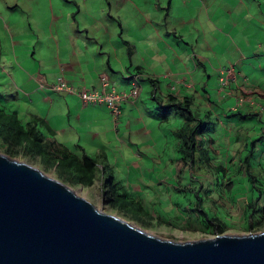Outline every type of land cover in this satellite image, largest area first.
<instances>
[{
    "label": "crops",
    "instance_id": "0c3cea01",
    "mask_svg": "<svg viewBox=\"0 0 264 264\" xmlns=\"http://www.w3.org/2000/svg\"><path fill=\"white\" fill-rule=\"evenodd\" d=\"M22 1L17 0L16 4ZM31 1L35 4L30 5ZM78 1L87 0H24L19 8L10 7L17 10L13 15L4 16L0 12L2 41L7 43L10 35L13 43H19V52L15 46L11 52L6 50L8 60L4 52L0 54V97H8L6 103L2 99L0 105L4 108L10 105L14 93L17 97L13 101L15 107L20 108L22 104L24 107L8 110L16 112L25 121L33 116L43 118L54 130L53 136L62 137L64 142L73 140L81 153L98 154L100 160L110 166L109 158L124 159L118 147L126 149L134 158L125 161L124 180H118L122 184L124 182V187L133 197H138L149 208L153 220L175 227L199 228L201 217L193 213L188 212L184 219L179 218L177 211V219H174L156 211L159 202L163 212L171 213L165 204L172 201V197L177 199L188 195L193 187L175 183L172 179L177 177L179 180L177 175L161 174L159 171L156 176L153 172L147 174L146 179L134 174L149 169L148 162L159 159L156 156L161 155L149 158L142 150L138 157L133 147L138 144L147 149L155 145L147 143L148 139H154L148 137L151 134L149 111L156 113L155 109L172 100L181 103L189 100L190 109L197 119L215 121L214 131L200 138L205 143L209 140L208 144L220 147L224 142H227L224 145L232 141L235 145L243 140L248 144L251 142L254 153L249 160L255 161L254 168L245 175H261L259 164L264 165V0H207L208 3L197 0L199 12L196 14L188 10V0H177L179 8H182V12L178 13L183 18H190L192 28L184 31L176 27L154 26L155 21L163 20L161 15V20L143 19L153 23L146 27L140 25L132 29L126 22L130 34L125 33V38L121 39L118 30L110 35L106 26H98L101 19L99 10L103 7L100 2L92 1L97 9L89 14L79 9ZM128 2L130 8H137L132 0ZM69 3L79 9L77 16L68 8ZM219 10L222 11L214 22L213 15ZM219 22L221 27L217 26ZM205 23L210 25V31ZM219 27L226 35L223 42H218L217 36H214ZM180 30L186 41L178 38ZM225 42L228 43L223 47ZM29 45L33 46L31 55L26 50ZM1 62L11 63L8 74ZM226 65H233L235 74L220 89V70ZM137 74L142 90L144 81L149 83L147 93L150 95L146 102L141 94L122 101L118 116L113 114L106 102L85 103L80 95L85 90L108 92L113 90L112 87L117 95L129 92L133 76ZM102 76H106L108 85L102 84ZM58 77H63L73 92L53 89ZM250 119H256L257 123L252 121V127H245ZM116 121H120L117 131L112 129ZM195 122L188 124L187 129L190 130ZM182 125L183 119L174 132L177 138L175 155L180 154L178 129ZM253 129L258 130L257 133ZM111 131L126 139L114 133L109 137ZM156 137L161 140L160 136ZM255 139L256 142H253ZM64 142L61 143L67 146L68 143ZM260 143L262 147H259ZM110 144L114 145V148H108L112 149L111 154L105 149ZM89 146L92 151H89ZM98 176V179L102 178L101 171ZM257 181L256 189L260 187L264 191V184H261L264 179ZM253 199H246L244 204ZM174 206L175 211L179 209V204L174 203Z\"/></svg>",
    "mask_w": 264,
    "mask_h": 264
},
{
    "label": "water",
    "instance_id": "95a60500",
    "mask_svg": "<svg viewBox=\"0 0 264 264\" xmlns=\"http://www.w3.org/2000/svg\"><path fill=\"white\" fill-rule=\"evenodd\" d=\"M0 264H264V230L161 238L0 153Z\"/></svg>",
    "mask_w": 264,
    "mask_h": 264
},
{
    "label": "rangeland",
    "instance_id": "374dc122",
    "mask_svg": "<svg viewBox=\"0 0 264 264\" xmlns=\"http://www.w3.org/2000/svg\"><path fill=\"white\" fill-rule=\"evenodd\" d=\"M17 0H0V12L4 15H13L17 10H14L16 8H19V4L23 5L24 0L22 2H18V5L16 4ZM30 1V0H25ZM100 2L103 7H101L100 11V23L98 24L99 27L106 26L109 30V34H113V32L118 30V37L121 39V37L125 38V33H129V29L127 28V23L132 27V29L139 28L140 25L150 26L153 25V23H147L146 21H143V19L148 18L150 20H155V18H159L161 20V15L163 17L162 21H155L154 26H167V27H176L179 29H182L184 31L192 28L193 23L191 22L190 18H183L178 12H182V8H179L177 0H132L137 8L131 7L128 0H87V1H78L79 9L84 12H90L97 9L96 5H92L93 2ZM169 2H171V5L169 7ZM206 3L207 0H205ZM32 4H35L33 1L30 2ZM38 4V3H36ZM14 5V6H13ZM13 6L12 8H10ZM68 8L72 9L75 13L74 16H77L79 14V9L76 8L73 4H68ZM14 10V11H12ZM188 10L191 11V14L198 13V2L197 0H188ZM222 11V10H221ZM220 10L216 12L215 15H213V21L215 22L218 19ZM19 13V12H18ZM99 15V14H98ZM97 15V16H98ZM226 17V16H225ZM130 19L132 21H130ZM127 22V23H126ZM181 24V25H177ZM207 30L208 26L210 28V25H206ZM217 26H222V23L219 22ZM143 27V26H142ZM220 27L218 30L215 31L214 36H217L218 42H223L226 35L225 32H222L220 30ZM57 29L55 28L54 31ZM135 31H133L134 34ZM182 31L180 30L178 33V38L185 40V36L182 35ZM9 41L5 43V40L2 41L0 36V54L2 52L5 53L6 58L9 57L8 52L12 51V47L15 46L16 51L17 46L19 43H13L11 41V36L8 37ZM228 42H225L222 44L223 47H226V44ZM33 45V43H32ZM29 45L27 46L26 50L29 51L30 55L33 52V46ZM38 56V51H36ZM8 60V58H7ZM10 62H1V65L4 68V72L8 74V68L10 66ZM231 65H226L220 70V75L223 74L227 76L228 70L231 68ZM231 74L234 76V68L231 69ZM219 75V76H220ZM148 82L143 83V90L140 89L141 98L144 99L146 102L147 96L150 95V93H147L148 89ZM150 88V87H149ZM142 92V93H141ZM139 94V95H140ZM17 97L14 93L11 95V103L6 108L7 109H23L24 104L20 108H16L13 101ZM4 100V104L6 103V100L8 97H0V101ZM151 102V101H150ZM229 110V109H227ZM153 111H149L148 119L150 121L149 128L151 127V134L148 137H153V140H149L148 142H152V144L155 143L153 147H148L145 149V147L140 145H134V153L135 155L139 157V153L144 150V154L147 157H152L155 155H161L156 156L159 157V159L152 160L148 162L149 169L143 170L142 172H138L134 174L142 175L146 179L147 174H150L153 172V176H156L157 172L161 174L168 173L169 175H177L179 177V180L177 177L173 178L175 183H182V184H189L190 187H193L191 191H188V195L179 197L177 199H173L172 201L165 204V206L170 209L171 213L166 214L163 212L162 207L160 206V203H157L156 211L160 212V214H165L166 218H174L177 219V211L179 213V218L186 219L185 216L188 212L193 213L194 215L200 216L202 219L205 218V214H207L208 217H215L216 220L218 219L223 224L227 226V230L224 233L229 234H244L249 233L251 231H247L246 229L249 227L250 222L248 221L250 218H246L245 216V209L246 205L244 204L246 199H252L257 196L256 191H254V194L252 190H255L258 185V181L254 182L252 184L251 178L246 177L245 173L248 171H252L254 168L253 162L250 161L251 170L249 169V166H246L247 161H242V159L246 154L248 153L249 144L247 141L243 140L242 142L237 143L235 145V142H229L227 145H224L227 142H224L223 140V146H212L209 143V140L203 145L204 150H209L210 154L206 156V160H204L203 163L194 162L191 163L188 161L187 163H184L180 160L179 155H175V148L174 146L177 144V138L174 135L175 130L178 128V125L182 122V116L176 112V110H172L168 113L167 118L162 116L161 111H158L157 109ZM164 114V113H163ZM124 116V114L122 115ZM153 116V117H151ZM236 117V116H235ZM248 122L245 123V127H252L253 124L257 123L256 119H250L247 120ZM252 121H255L254 123ZM152 122V123H151ZM120 121L114 122V126L112 129L115 131L116 128L120 125ZM262 126V124L260 125ZM257 129L259 130V127ZM177 127V128H176ZM173 128V129H172ZM255 133L257 131L253 129ZM250 131V130H249ZM114 133L115 135H118V133L111 131L108 133L109 137L110 134ZM245 134V133H242ZM119 137L126 139V137L122 135H118ZM160 136L161 140L158 141V137ZM56 139H58L60 142H64L62 137L54 136ZM145 138V135L143 136V139ZM141 139V138H140ZM247 142V143H245ZM67 146L77 154L81 153V150L78 146L73 144V140L69 139L67 142ZM216 143H218L216 141ZM245 143V144H244ZM111 146L106 147L109 154H111L112 149L108 148H114L113 144H110ZM99 146V145H98ZM259 147H262V144H259ZM89 151H92V147L89 146ZM119 152H121L124 155V159L122 158H109L110 164L113 166V171L115 173L116 179H123L124 180V171L123 167L126 160L134 158L130 153L126 151V149L122 147H118L117 149ZM140 150V151H139ZM237 150H240L237 152ZM219 151V154L217 153ZM259 152V151H258ZM94 154V153H92ZM257 155V152H255ZM95 155V154H94ZM242 155V156H241ZM110 156V155H109ZM178 156V157H177ZM251 158V155H250ZM15 159H18L15 157ZM211 161H210V160ZM234 159V160H233ZM21 161H24L26 163L32 164L42 170L47 175H50L51 177L57 178V175L52 169L45 170L43 167L38 163L36 159H30L28 157H21ZM146 161V159L144 158ZM245 160V159H244ZM210 161V162H209ZM263 162V161H262ZM222 164V165H220ZM224 166V167H223ZM259 170L261 171V175H258L259 178L264 179V165L260 166L259 164ZM250 178V179H249ZM153 177H151V180ZM61 181L65 182L71 189H73L78 195L85 197L90 202H92L98 209L104 212L116 214L126 220H128L130 223L137 225L141 228H144L146 231L153 233L161 238H170L175 241H184V240H195L199 238H203L206 236H213L214 233H210L213 229L211 226L207 229V231H203L200 228H197V226L192 227H175L171 226L167 223H157V220H152L153 225L149 226H143L139 222L130 219L128 217H124L121 213L117 212L116 210L111 209L110 207L106 206L102 200H101V189L100 184L96 183L91 187H85L82 185H76V184H70L67 181L60 178ZM149 180V179H148ZM191 180V183H189ZM232 182L231 185L228 186V182ZM172 182V181H170ZM220 182V183H219ZM102 184V181H101ZM124 184V182H123ZM264 184V183H263ZM261 186V184H259ZM198 198H201L203 202H199ZM174 203L179 204L178 210L175 211L176 206H174ZM260 205L264 204V195L261 197V202L259 201ZM199 207H202L204 209V212H202ZM244 207V208H243ZM197 208V209H196ZM192 209V210H191ZM262 213L260 211H257L254 214V222L257 224L256 227H259L261 229H264V219L261 218ZM251 220V219H250ZM170 222V220H168ZM185 223V222H183ZM258 232V231H257Z\"/></svg>",
    "mask_w": 264,
    "mask_h": 264
},
{
    "label": "trees",
    "instance_id": "16d2710c",
    "mask_svg": "<svg viewBox=\"0 0 264 264\" xmlns=\"http://www.w3.org/2000/svg\"><path fill=\"white\" fill-rule=\"evenodd\" d=\"M189 102V100H184L183 103L172 100L167 105L159 106L158 111L163 112L162 116L165 118H167L168 113L172 110H176V112L183 116V125L178 129V135L181 138L179 145L180 160L184 163L188 161L191 163L196 161L203 163L207 159L206 156L210 154V151L203 149L205 140L200 137L209 135L214 131L215 121L197 119L190 109ZM193 122L195 123L191 126L190 130L187 129L188 124ZM53 134L54 130L43 118L33 116L25 121L18 117L16 112L10 111L0 105L1 153H5L12 158L16 157L20 159L21 157H28L36 159L43 169H52L58 179L62 178L70 184H78L85 187L93 186L95 180L99 178V171H101L102 178L98 180L100 182L102 202L111 209L121 213L124 217L133 219L143 226L153 225L154 221H152L153 217L149 208L145 207L138 197H133L122 182L115 178L112 166L101 161L98 154L92 155L85 151L77 154L71 151L66 145L59 142ZM252 141L256 142V139ZM253 151L254 146L249 142L248 153L242 159V161H247L246 166H251L249 159L250 155H253ZM250 178L253 183L259 180V177L254 175L250 176ZM228 183V186L232 184L231 181ZM253 191H256L257 196L246 204L244 212L246 218L251 219L248 220L250 225L246 230L257 232L264 230L259 227L255 228L257 223L253 220L254 214L257 211L262 213L261 218L264 219V205L259 204L264 191L260 187ZM198 199L199 202L197 203L201 204L203 200L201 198ZM198 209L204 212L202 207ZM205 215L204 219L200 218L198 227L201 230L206 232L211 226L213 227L210 232L212 234L224 233L227 230V226L221 221L216 220L215 217Z\"/></svg>",
    "mask_w": 264,
    "mask_h": 264
},
{
    "label": "built area",
    "instance_id": "2783aa9c",
    "mask_svg": "<svg viewBox=\"0 0 264 264\" xmlns=\"http://www.w3.org/2000/svg\"><path fill=\"white\" fill-rule=\"evenodd\" d=\"M231 75V68L227 72V76L223 75L220 78V82L222 85L227 83L228 78ZM54 88L58 90H64V91H70L72 92V88L65 82L63 78H59L56 84L54 85ZM138 84L134 82L132 90L129 93H122L120 95L115 94L114 89L109 91V93L106 94H101V93H96V92H88V91H83L80 93L82 99L85 102H96V103H102L106 102L109 107L112 109L113 114L117 116L120 112L119 110V103L123 100H126L130 97H135L138 94Z\"/></svg>",
    "mask_w": 264,
    "mask_h": 264
},
{
    "label": "clouds",
    "instance_id": "9594fccd",
    "mask_svg": "<svg viewBox=\"0 0 264 264\" xmlns=\"http://www.w3.org/2000/svg\"><path fill=\"white\" fill-rule=\"evenodd\" d=\"M231 67V69H233L234 68V66L233 65H231L230 66ZM221 76H223V74H221L220 75V77H219V88L220 89H222L226 84H228L229 83V80L230 79H232L233 78V76H232V74L230 75V77L228 78V81H227V83H225L224 85H222L221 84V82H220V78H221ZM134 77V80L132 81V83H131V89H130V91L132 90V87H133V84H134V82H136L137 84H138V88H139V90H138V94L134 97H130V98H128V99H131V98H137L138 96H139V94H140V89H141V87H140V85H139V83H140V81H139V75L137 74V75H135V76H133ZM59 78H63V77H58L57 78V81H58V79ZM64 79V78H63ZM65 80V79H64ZM56 81V82H57ZM56 82L53 84V89H55V90H58V89H56V88H54V85L56 84ZM65 82L67 83V84H69L66 80H65ZM102 84L104 85V86H106V85H108V80H107V78H106V76H102ZM112 89H114V91H115V88L114 87H112ZM58 91H64V90H58ZM85 91H87V90H85ZM109 91H111V89L109 90ZM109 91L108 92H106V91H104L103 93H101V94H106V93H109ZM129 91V92H130ZM65 92H70V91H65ZM73 92V91H72ZM88 92H96V93H99V91H96V90H93V91H88ZM129 92H124V93H129ZM122 94V93H121ZM128 99H126V100H123V101H127ZM84 101V100H83ZM85 102V101H84ZM122 102V101H121ZM120 102V103H121ZM85 103H90V102H85ZM103 103V102H102ZM120 103H119V105H120ZM111 109V108H110ZM119 110H120V106H119ZM111 111H112V109H111ZM119 114H120V112H119ZM118 114V115H119ZM117 115V116H118ZM1 153V152H0ZM97 183H99L100 184V182H99V180L97 179ZM100 186V185H99Z\"/></svg>",
    "mask_w": 264,
    "mask_h": 264
}]
</instances>
